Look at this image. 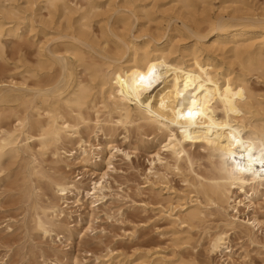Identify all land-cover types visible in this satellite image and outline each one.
<instances>
[{
  "label": "bare ground",
  "instance_id": "obj_1",
  "mask_svg": "<svg viewBox=\"0 0 264 264\" xmlns=\"http://www.w3.org/2000/svg\"><path fill=\"white\" fill-rule=\"evenodd\" d=\"M15 1L18 2L0 0V15L5 18L0 21V57L4 55V36L21 38L22 35V20L18 22L17 19H25L22 15L28 11L14 5ZM121 1L125 5L134 2ZM175 1L180 9L189 12L199 6L197 1L206 2ZM223 2L225 14L215 19L204 18L206 26L184 23V28L200 41L210 35L218 37L234 32L233 46L223 48L224 53H231L233 61H238L239 73L232 70L233 67L223 70L209 53L204 57L201 47L194 48L189 56L180 57L169 45L159 47L151 38L141 43L136 42L137 39L128 41L114 29L105 32L101 25L99 36L93 25L101 12L100 0H86L85 3L27 0L33 5L39 3L40 9L47 11L48 19L38 21L41 23L39 31L47 36L48 28L54 30L58 34L55 39L62 41L54 47L48 43L38 46L37 63L31 62L36 65L23 71L24 80H33L30 85L25 81L0 85V174L8 156L17 158L29 153L36 162L37 154L52 149L53 154L60 157L59 151L64 149L66 153L68 142L77 146L76 151H69L72 160L86 168L90 165L97 169L107 145L85 140L83 129H92L97 140L99 132H104L108 124L109 127H147L160 137L151 165L155 164V159L160 163L165 160L164 151L174 159L175 170L182 172L181 162H184L189 174L196 175L185 179L196 195L194 207L185 213L179 210L177 216L172 214L177 221L187 223L200 218L203 211L199 197L204 198L206 205H216L223 210L225 205L231 209L232 214L227 215L224 225L210 233L208 243L209 253L226 257L224 261L228 264L235 252L230 231L235 226H246L254 232L264 225L255 214L245 224L239 221L240 207L248 211L255 209V198L264 193V170H261L264 169V102L247 79L249 74H264V13L243 12L244 0ZM230 7L232 11L227 13ZM35 14L27 18L30 31L35 30ZM121 17L119 20L124 23L130 18L128 14ZM256 30L261 32V38L246 39L245 36ZM79 69L86 72L87 77L80 76ZM159 82L162 87L161 83L155 86ZM189 102L190 107L187 106ZM91 110L96 113L94 119L89 115ZM201 113L208 120L202 119ZM102 115L108 116L107 121ZM12 118L9 123H2ZM196 145L206 151L208 166L204 175L194 168L197 159L189 147ZM94 155L98 160L92 162ZM41 170L33 167L31 173L47 179L59 201L67 204L63 207L59 202L48 201L35 206V225L45 236L60 235L69 200L79 209L90 204L94 210L105 198L107 186L102 181L107 175L105 172L100 173V182L94 180L93 186L87 189L80 181L49 177ZM70 236L62 238L70 240ZM224 250L228 253L223 255ZM130 262L118 260L111 264ZM172 262L160 257L155 264ZM49 264L65 263L56 258Z\"/></svg>",
  "mask_w": 264,
  "mask_h": 264
},
{
  "label": "rangeland",
  "instance_id": "obj_2",
  "mask_svg": "<svg viewBox=\"0 0 264 264\" xmlns=\"http://www.w3.org/2000/svg\"><path fill=\"white\" fill-rule=\"evenodd\" d=\"M77 1L85 3L86 0ZM100 1L101 12L93 25L99 36L103 26L105 32L110 33V29H114L128 41L137 39L136 42L141 43L151 38L159 47L169 45L172 49L175 48V55L180 57L189 56L194 48L201 47L204 57L209 53L223 70L233 67L231 69L236 73L240 72L238 61H233L231 53H224L223 48L233 46L234 32L218 37L210 35L200 41L184 28V23L202 27L205 25L204 20L225 14L226 9L222 8L224 0H206L202 4L197 1L199 6L196 5L192 13L187 9H184L185 12L180 9V4L175 0H134L131 5H125L121 0ZM244 1L246 6L243 7V12L264 13V0ZM13 3L22 7V11L28 12L22 15L25 19H17L18 22L22 20L21 38L6 35L2 38L4 55L0 57V85L11 82L22 84L24 81L30 85L33 80H24L23 71L28 66L36 65L31 62L37 63L38 46L48 43L50 47H54L62 40L55 39L58 34L49 28L47 36L39 31V19H48L47 11L40 9L39 3L33 5L27 3V0ZM230 8L227 13L232 11ZM33 12L36 13V26L35 30L30 31L27 18H31ZM122 14L130 16L125 23L119 20ZM0 16V21H4L5 18ZM14 20L15 18L12 21ZM261 36V32L256 30L245 37L253 40ZM78 71L81 72L80 76L87 77L82 69ZM43 72L46 73L45 70ZM247 79L259 99L264 102V74H249ZM162 85L161 83V87ZM91 111L89 115L94 119L96 113L91 115ZM101 118L107 121L108 116L102 115ZM11 120L13 118L5 119L2 123H9ZM82 135L85 140L94 144L99 142L102 146L107 145L97 169L90 165L86 168L82 163L72 160L69 151H76L77 148L72 142L66 143V153L64 149L59 151L60 157L55 156L50 149L46 154H37L36 162L29 153L17 158H5L0 174V262L49 264L57 258L65 264H111L118 260L131 261L130 264H155L163 257L173 261L172 264H227L224 261L226 257L209 253L208 243L210 235L224 225L227 215L232 214L231 209L225 205V210L216 205H206L204 198L199 197L203 211L200 218L187 223L176 220L173 215L177 216L179 210L185 213L194 207L192 204H195L196 195L185 179L196 175L189 174L184 162H181L182 172L175 170L174 159L164 151L162 156L165 160L160 163L155 159V164L151 165L152 154L159 147L158 135L151 133L147 127H109V124L104 127V132H99L97 140L92 129H83ZM110 143L112 147H109ZM36 147L38 150V146ZM189 148L197 159L195 171L204 175L208 166L206 151L198 145ZM94 157L92 162L98 156ZM33 167L42 169L49 177L80 181L87 189L93 186L94 180L100 182V173L105 172L107 175L102 180L107 186L105 198L94 210L90 204L79 209L69 200L67 215L62 217L60 235L56 236L54 233L53 238L45 236L35 225V206L44 205L48 201L59 202L63 207L67 204L59 201L47 179L31 173ZM95 171L96 174H93ZM255 202V209L248 211L244 206L240 207L241 223L245 224L254 214L264 222V193H260ZM233 229L230 237L235 252L228 264H264V225L254 232L246 226H235ZM69 234L72 235L70 240L62 238ZM226 253L227 250H224L223 255Z\"/></svg>",
  "mask_w": 264,
  "mask_h": 264
}]
</instances>
